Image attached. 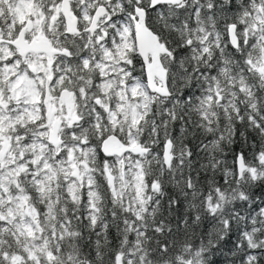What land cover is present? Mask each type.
<instances>
[{
	"label": "snow or ice",
	"instance_id": "1",
	"mask_svg": "<svg viewBox=\"0 0 264 264\" xmlns=\"http://www.w3.org/2000/svg\"><path fill=\"white\" fill-rule=\"evenodd\" d=\"M0 264H264V0H0Z\"/></svg>",
	"mask_w": 264,
	"mask_h": 264
}]
</instances>
